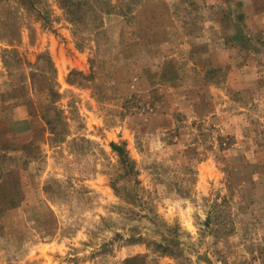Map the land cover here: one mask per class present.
Instances as JSON below:
<instances>
[{"label":"rangeland","instance_id":"374dc122","mask_svg":"<svg viewBox=\"0 0 264 264\" xmlns=\"http://www.w3.org/2000/svg\"><path fill=\"white\" fill-rule=\"evenodd\" d=\"M248 2L0 0V264H264Z\"/></svg>","mask_w":264,"mask_h":264},{"label":"crops","instance_id":"0c3cea01","mask_svg":"<svg viewBox=\"0 0 264 264\" xmlns=\"http://www.w3.org/2000/svg\"><path fill=\"white\" fill-rule=\"evenodd\" d=\"M243 1H245V2H248V4H252V5H256V2H257V0H243ZM243 1L242 0H240V2L241 3H243ZM262 18L264 17V12H263V14H262V16H261ZM239 19V18H238ZM239 36H240V34H239Z\"/></svg>","mask_w":264,"mask_h":264},{"label":"trees","instance_id":"16d2710c","mask_svg":"<svg viewBox=\"0 0 264 264\" xmlns=\"http://www.w3.org/2000/svg\"><path fill=\"white\" fill-rule=\"evenodd\" d=\"M113 148L118 149V146H116L115 144H113Z\"/></svg>","mask_w":264,"mask_h":264}]
</instances>
